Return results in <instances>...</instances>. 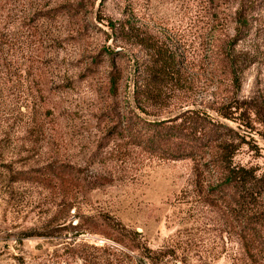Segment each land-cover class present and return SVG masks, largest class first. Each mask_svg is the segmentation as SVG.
Returning a JSON list of instances; mask_svg holds the SVG:
<instances>
[{"label":"rangeland","instance_id":"1","mask_svg":"<svg viewBox=\"0 0 264 264\" xmlns=\"http://www.w3.org/2000/svg\"><path fill=\"white\" fill-rule=\"evenodd\" d=\"M235 6L0 0V264H65L54 254L71 240L139 241L168 253L159 264H264V8L235 47L254 54L236 81ZM185 111L204 117L205 144L166 158L182 140L150 146L147 124ZM227 167L254 177L234 202L216 190Z\"/></svg>","mask_w":264,"mask_h":264},{"label":"trees","instance_id":"2","mask_svg":"<svg viewBox=\"0 0 264 264\" xmlns=\"http://www.w3.org/2000/svg\"><path fill=\"white\" fill-rule=\"evenodd\" d=\"M264 8V0H236V6L232 12L233 35L229 42V50L225 53V60L230 68V74L236 81L238 80L236 66L242 63L244 66L251 65L254 60L253 51H245L238 53L235 47L240 41L245 40L251 35H257L263 31L261 12ZM251 111H257L256 106L250 107ZM178 118H182L179 123L165 126V121L151 122L147 126L150 127L148 135V143L153 146L157 143L165 144L173 140L174 137H180L182 140L181 146L166 151V158L182 159L187 156H192L200 150L204 142V127L202 122L204 117L198 113L188 111L183 112ZM254 177L249 175L243 168L227 167L224 178L218 185L217 193L224 198L236 201L239 191L249 189ZM249 186V187H248ZM254 219L246 220L245 226L242 227V240L246 246L251 248L253 244L260 240L259 229L255 226ZM28 236V235H25ZM262 240V239H261ZM74 240L68 241L64 247H61V252H56L54 258L57 262L67 263L73 259L81 260L82 264H159L163 261L168 253L156 251L149 248L146 244L132 240V243L122 244L123 248L103 244L100 246H91L92 252L84 253L79 251L81 246L73 244ZM259 243V241H258ZM264 251V240L261 241ZM99 253L96 256V252ZM65 255V256H64ZM74 261V260H73Z\"/></svg>","mask_w":264,"mask_h":264}]
</instances>
